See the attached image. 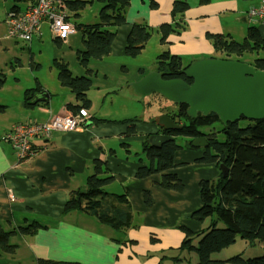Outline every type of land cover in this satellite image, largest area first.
I'll list each match as a JSON object with an SVG mask.
<instances>
[{
	"label": "crops",
	"instance_id": "crops-1",
	"mask_svg": "<svg viewBox=\"0 0 264 264\" xmlns=\"http://www.w3.org/2000/svg\"><path fill=\"white\" fill-rule=\"evenodd\" d=\"M34 1L4 0L3 23L6 25L10 12H24L29 3ZM86 1L90 2L78 12V17L67 8L68 22L75 26L98 23L94 22L96 15L90 19V15L86 13L87 6L92 5L95 0ZM177 1L186 2L189 7L184 13L175 15L173 9ZM261 2L262 0H130L126 9V23L117 27L111 54L88 64V71H92L88 75L93 83L86 94L91 102L87 109L90 118L85 119V123L74 132H55L50 138L33 139L35 155L22 162L19 161L13 144L6 139V135L14 127L23 123H44L56 115L73 114L69 105L82 106L83 103L60 82L50 86L45 80H39L35 70L40 68V63L34 56L26 64L21 59H16L9 64L7 72L4 68L0 69V76H5L3 86L0 87V107L3 108L0 111V229L17 232L10 239V243L16 246L14 252L9 254L0 250V264H199L196 253L182 249L186 239L185 231L197 233L208 226V222L202 224L192 218L191 214L202 206L200 182L216 180L221 172L215 164L198 162L206 149L193 146L189 148L187 139L176 152V166L170 171L183 182V192L160 188L157 185L160 175L145 179L136 177L139 168L150 164L143 148L144 140L151 135L162 134L163 128L157 121L162 115L161 105L158 104V114L154 110L147 112L143 108V102L137 99L141 95L135 93L132 86L156 70L147 72L140 69L132 80H127L130 73L126 63L129 57L125 54L127 38L134 25H142L152 32L149 40L153 42V48L150 49L154 50L155 59L168 52L180 56L182 61L187 59L189 63L183 62L187 66L186 64L192 65L200 59L229 58L239 61L246 60L245 57L248 56L252 59L243 63L253 66L257 54L228 57L222 50L216 49L215 37L242 42L249 29L254 27L264 39V24L248 15L250 8L259 6ZM90 20L92 23L84 22ZM165 25L171 26L173 31L163 42L160 28ZM46 26L51 31L48 21H44L40 33L34 36L31 43L14 40L8 37V33L6 38L14 40L16 44H28L31 49L34 40L44 34ZM78 35L81 36L77 31L64 42L69 45L70 52H66L74 54V49L77 48L76 56L77 50L84 47L82 36L72 46L70 39L71 36ZM62 43L56 45L61 46ZM147 48L146 44L140 55ZM259 56L264 58V50ZM55 61L65 63L69 68L68 62L62 58L54 59V65ZM114 75L116 79L112 81L111 77ZM95 85L96 91L92 90ZM34 90L36 94L33 97L36 99L43 92L48 93L49 97H44L46 101L39 97L36 102L40 103L38 105L32 103L33 98L27 106L26 100L30 94H34ZM27 91L33 92L27 94ZM144 104L149 109L154 106ZM145 112L150 115L147 120H140L138 117L139 121L135 118L136 122H130ZM78 114L79 112L76 115ZM131 126L136 130L132 138L127 136ZM96 160L106 163L114 177V182L104 188L103 194L112 198L124 197L127 202L125 206L132 213L131 225L125 229L111 228L98 217L87 215L81 210H66L71 192L86 189ZM145 191L150 192V205L145 202ZM10 192L15 197L14 201L9 198ZM34 223L40 225L34 234L18 232L19 228ZM239 240L242 239L239 238L233 246L219 255L222 256L232 248L230 255L243 254L258 244L256 242L252 245L248 241L242 240L245 242L243 243ZM198 241L199 239L195 240L194 244ZM238 245L245 248L242 250ZM261 246L263 248L262 244ZM192 254L197 257L194 258Z\"/></svg>",
	"mask_w": 264,
	"mask_h": 264
},
{
	"label": "trees",
	"instance_id": "trees-1",
	"mask_svg": "<svg viewBox=\"0 0 264 264\" xmlns=\"http://www.w3.org/2000/svg\"><path fill=\"white\" fill-rule=\"evenodd\" d=\"M25 1V0H17ZM103 4L99 12V22L93 25L77 24V31L80 32L84 47L77 50V58L87 69L92 60H101L111 54L112 45L116 38L117 27L126 23V9L130 0H97ZM208 2L210 0H201ZM90 1L86 0H65L69 11L75 13L83 10ZM189 5L183 1L174 4L173 13L182 14ZM173 28L169 25L162 26L160 32L164 42ZM151 30L142 25H134L128 38L125 54L128 57L137 58L143 51L145 45L151 38ZM55 44L60 40L53 39ZM217 50H222L226 56H243L246 53L257 54L253 66L264 71V58L258 57L264 50V39L259 35L256 28H250L247 37L242 42L223 40L221 36L215 37ZM223 60H229L224 58ZM240 61V60H239ZM240 62H244L243 60ZM39 66V65H38ZM191 65L184 66L180 56L171 55L168 52L162 53L156 62V72L164 80L181 79L188 83L190 80L185 76L184 71ZM58 70V80L63 87L68 88L76 98L81 101L82 106L69 105L73 115H76L81 108L88 109L91 102L87 99V92L92 87V80L89 76H73L68 65L55 61ZM92 74V71H88ZM5 78V76L3 75ZM0 81V87L3 86ZM33 91H27L30 97L26 104L33 100ZM40 103H36L38 105ZM177 109L167 111L166 114L183 128L179 131H167L163 127L162 134L173 136L174 139L165 142L159 147H153L146 138L143 142L144 151L150 160L149 166L138 169L136 177L145 179L154 175H160V182L157 185L165 190L181 193L184 184L179 177L170 171L175 168V154L181 145L178 139H189L188 146L192 147L193 139L199 136H206L209 147L200 163L215 164L217 167L224 164L229 170L228 178L220 175L216 180H202L199 184V191L202 206L195 210L191 217L200 223L208 222V226L202 231L192 233L185 231V242L182 249L194 252L198 256L199 264H264V119L248 120L241 118L236 122H229L224 125L215 113L207 115L198 114L192 117L188 113V106L175 104ZM3 109L0 107V111ZM97 121V120H96ZM104 121V120H100ZM93 122V121H92ZM92 122H90L92 124ZM245 124H242V123ZM222 127L217 133L224 135L220 140L215 133H203L202 128L212 127L215 124ZM136 133L135 127L128 130L130 138ZM114 182L107 164L96 160L94 172L88 177L84 191L71 192L66 204V210H81L90 216L98 217L104 224L111 228L121 230L129 227L132 222V213L125 206L124 197H110L103 194L104 188ZM144 199L147 205L152 203L150 192L145 191ZM40 228L38 223L28 227L19 228L20 233L34 234ZM17 232L15 230L4 231L0 229V250L6 253H13L16 246L10 243V239ZM250 242L254 245L259 242L263 245V253L259 257L244 258L241 254L235 255L226 260H215V254L233 246L238 239ZM199 239L197 244L194 241ZM43 264V262H40ZM53 264V263H50Z\"/></svg>",
	"mask_w": 264,
	"mask_h": 264
},
{
	"label": "water",
	"instance_id": "water-1",
	"mask_svg": "<svg viewBox=\"0 0 264 264\" xmlns=\"http://www.w3.org/2000/svg\"><path fill=\"white\" fill-rule=\"evenodd\" d=\"M184 73L190 83L181 79L164 80L159 73L153 72L132 86L142 97L157 93L175 104L185 103L192 117L215 113L224 125L241 118L264 119V71L239 61L207 59L196 61ZM0 81H4L1 76ZM37 96L33 104L39 101V97L46 101L44 97L48 98L49 94L43 92ZM158 124L167 131L183 128L167 114L158 118ZM173 139L167 134L151 135L148 143L159 147ZM192 146L206 149L209 147L208 138L199 136L192 141ZM218 169L223 178H228L229 170L224 164Z\"/></svg>",
	"mask_w": 264,
	"mask_h": 264
},
{
	"label": "rangeland",
	"instance_id": "rangeland-1",
	"mask_svg": "<svg viewBox=\"0 0 264 264\" xmlns=\"http://www.w3.org/2000/svg\"><path fill=\"white\" fill-rule=\"evenodd\" d=\"M4 3V0H0V69L4 68L5 71L7 72L10 68L9 64L11 62H15L16 59H21L22 61H24V63H29V60H31V57L34 56L35 60L40 63V68L35 70V74L37 76V78L39 80H45L47 82V84H49L50 86H52L54 83H59V80L57 79V74H58V70L56 69L55 65H54V59L56 58H62L64 61L68 62L69 64V70L71 72H73V76H89L86 68L80 63V61H78V58L76 56V49H74V54L69 53V45H67L66 42L67 38L61 42L62 45L58 46L54 43L53 39V35L52 32L48 30V27H44L43 30V35L42 37H40L38 40H34L33 45H31V49L29 47L28 44H25L23 42H19L16 44V42L14 40L11 39H7V28L6 25L3 23V6L2 4ZM103 4L99 3L97 0L94 1V3L92 5L87 6L86 8V13L87 15H90V19H92L93 15H96V19L94 22H99V11L102 8ZM86 13H84V15H86ZM86 22H90L92 23V21H84ZM71 34V35H75ZM70 36V35H69ZM153 36V35H152ZM72 38L70 39L71 43L70 46H72V43L75 41H80V37L81 36H71ZM69 39V38H68ZM160 40V39H159ZM151 40H149V42H147V50L143 55H139L137 58H132L129 57L128 60L126 61L127 66L130 70L129 73V77L127 78V80H132L135 75L137 74V72L140 69H145L147 72L151 71V70H156V62H157V58L155 59V56L153 55V45H151ZM159 44H161V42L159 41ZM158 45V44H157ZM162 46V44H161ZM150 47H152L150 49ZM66 50H68L69 52H66ZM160 56V55H159ZM261 57V56H259ZM246 60H251V57L246 56L245 57ZM236 59V58H233ZM254 59V57H253ZM201 60V59H200ZM204 60V59H202ZM207 60V59H206ZM243 60L244 62L246 61L245 59H240ZM199 61V60H197ZM184 63H189V61L187 59H183ZM30 65V64H28ZM188 65V64H186ZM50 74H52L51 76H49ZM54 74V76H53ZM116 76L114 75L113 77H111V80L113 81ZM55 78V79H53ZM97 85L94 86V88L92 90L96 91L95 87ZM99 87V86H98ZM96 93V92H94ZM133 93V92H132ZM136 97V96H134ZM139 98H137L139 101L143 102L142 104L144 105L143 108L146 109V111H151L154 110L156 111V114H158V104L161 105V109H160V113L161 114H166V110L170 111V110H176L177 106L175 105V103L169 101L168 99H166L164 96L160 95V94H151L147 97H142V96H138ZM144 102L147 105H154L153 107H151V109L148 108V106H145ZM150 115L148 113H144V115L141 113L140 115H138L137 117H134L133 119H131L130 122H136V119L139 121L138 117H140V120L144 119L147 120L148 117ZM136 118V119H135ZM158 121V120H157ZM242 124H245L244 122ZM222 125L221 124H215L212 127H206V128H201L200 131L203 133H215L217 134V137L220 140H224V135L221 133H217L220 129H221ZM187 138H180L178 140V143L180 145H182V142L185 143L184 141H186ZM242 241V240H239ZM245 241V240H243ZM242 241V242H243ZM245 243V242H243ZM238 248L240 249H244L245 247H243L242 245H238ZM233 249V248H232ZM229 250L228 252H224L223 254H221L222 256L218 254L214 255V259H220V258H229V256H233L230 255L232 253L233 250ZM250 250L245 251L243 254H241L244 258H253V257H259L262 255L263 253V248L261 246V244L258 242L257 246H253L252 248H249ZM186 255H189L186 253ZM193 257H197L195 254H192Z\"/></svg>",
	"mask_w": 264,
	"mask_h": 264
},
{
	"label": "built area",
	"instance_id": "built-area-1",
	"mask_svg": "<svg viewBox=\"0 0 264 264\" xmlns=\"http://www.w3.org/2000/svg\"><path fill=\"white\" fill-rule=\"evenodd\" d=\"M36 2V3H35ZM248 15L260 24H264V0L259 6L250 8ZM67 6L65 0H35L29 3L24 12H10L6 19L8 37L31 43L37 33H40L44 21H48L53 39L63 41L67 36L77 32L75 25L67 21ZM89 111L81 109L78 115H56L44 123H23L14 127L6 139L17 151L20 162L35 155L32 140L35 138H50L55 132H74L89 119ZM11 201L15 200L12 192Z\"/></svg>",
	"mask_w": 264,
	"mask_h": 264
},
{
	"label": "clouds",
	"instance_id": "clouds-1",
	"mask_svg": "<svg viewBox=\"0 0 264 264\" xmlns=\"http://www.w3.org/2000/svg\"><path fill=\"white\" fill-rule=\"evenodd\" d=\"M86 110V109H85Z\"/></svg>",
	"mask_w": 264,
	"mask_h": 264
}]
</instances>
